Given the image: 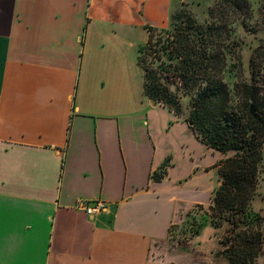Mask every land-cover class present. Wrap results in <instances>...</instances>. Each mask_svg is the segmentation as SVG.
<instances>
[{
	"label": "crops",
	"instance_id": "obj_1",
	"mask_svg": "<svg viewBox=\"0 0 264 264\" xmlns=\"http://www.w3.org/2000/svg\"><path fill=\"white\" fill-rule=\"evenodd\" d=\"M178 2L0 0V264H213L192 244L153 257L232 154L144 95L146 26Z\"/></svg>",
	"mask_w": 264,
	"mask_h": 264
},
{
	"label": "trees",
	"instance_id": "obj_2",
	"mask_svg": "<svg viewBox=\"0 0 264 264\" xmlns=\"http://www.w3.org/2000/svg\"><path fill=\"white\" fill-rule=\"evenodd\" d=\"M249 0H215L208 22L197 23L187 10L172 13L167 28L146 26L147 41L139 50L144 95L182 115V100L189 98L186 121L209 147L231 152L218 164L220 183L209 209L227 214L232 226L221 239L229 264H253L262 250L261 218L241 219L250 207L258 184L264 148V49L249 58V80L225 81L227 55L233 48L231 25L250 16ZM161 173L153 175L160 180ZM241 223L245 226L240 227Z\"/></svg>",
	"mask_w": 264,
	"mask_h": 264
},
{
	"label": "rangeland",
	"instance_id": "obj_3",
	"mask_svg": "<svg viewBox=\"0 0 264 264\" xmlns=\"http://www.w3.org/2000/svg\"><path fill=\"white\" fill-rule=\"evenodd\" d=\"M179 1L173 13L185 9L195 17L197 23L202 25L208 22V9L215 3V0ZM249 3L251 7L250 16L231 25L230 40L233 43V48L227 55L225 72V81L230 88L237 80L235 76L238 70L235 66L237 64L236 55H239L241 64V78L248 81L250 73L249 58L259 45L264 49V0H249ZM262 69L264 71V63ZM189 110L190 100L187 97L182 100V114L188 115ZM262 151L263 157L259 164L258 184L254 198L250 202L249 210L240 216L245 223L255 222L257 216L262 220L259 224V228L263 233L262 250L253 264H264V148ZM231 226L232 223L227 219V214L215 215L209 207L193 206L176 215L170 227L168 238L160 246L157 254H153V257L158 256L160 258L161 254L167 251L165 248L173 251V247L177 248L178 245L189 251L187 244H192L195 251L199 250L197 249L199 246L206 253L211 252L213 264H229L224 252V245L220 241L228 234L226 230ZM244 226L245 224L241 223L238 228Z\"/></svg>",
	"mask_w": 264,
	"mask_h": 264
},
{
	"label": "built area",
	"instance_id": "obj_4",
	"mask_svg": "<svg viewBox=\"0 0 264 264\" xmlns=\"http://www.w3.org/2000/svg\"><path fill=\"white\" fill-rule=\"evenodd\" d=\"M76 208L84 211L87 215H95L101 212L104 208V202L97 200L93 202L84 201L82 199H78L76 201Z\"/></svg>",
	"mask_w": 264,
	"mask_h": 264
}]
</instances>
